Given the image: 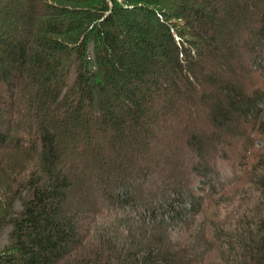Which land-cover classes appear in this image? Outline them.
Instances as JSON below:
<instances>
[{
	"label": "trees",
	"instance_id": "trees-1",
	"mask_svg": "<svg viewBox=\"0 0 264 264\" xmlns=\"http://www.w3.org/2000/svg\"><path fill=\"white\" fill-rule=\"evenodd\" d=\"M252 131L264 0H0V264H264V205L220 211L264 198Z\"/></svg>",
	"mask_w": 264,
	"mask_h": 264
},
{
	"label": "rangeland",
	"instance_id": "rangeland-1",
	"mask_svg": "<svg viewBox=\"0 0 264 264\" xmlns=\"http://www.w3.org/2000/svg\"><path fill=\"white\" fill-rule=\"evenodd\" d=\"M241 54L242 55H248V50L246 47L242 48L241 50ZM72 82V79L70 81V83ZM195 112H197V114L199 113V110H194ZM193 111V112H194ZM202 116L200 118L199 122H194L193 123V127L195 130H200L204 128V121H202ZM91 126L93 124L89 123ZM89 125V127H90ZM241 126L244 127L245 129L246 124L245 123H241ZM250 133V137L253 139V153H252V158L254 157L255 154L259 155L262 154L261 152L264 151V139L263 138H256V133L254 131L249 132ZM95 134L90 131V134H87L86 137L89 138V136L93 137ZM83 138V137H82ZM79 137V142L77 143V145L81 144V142H83L84 145H86L87 141H81V139ZM178 138V137H177ZM176 138V140H178ZM175 140V139H174ZM175 140V141H176ZM175 141H172L175 142ZM227 145H224L222 147H219L216 149V152L218 153L219 151H224L227 153L228 155V159L231 162L235 161L236 155L239 154L243 147H244V142H228V139L225 140ZM73 144H71L72 146ZM80 147V145H79ZM76 149H79L78 146ZM128 149V148H127ZM78 152V150L76 151V153ZM95 152V151H94ZM99 152V151H98ZM100 153L94 160H101V159H106V154L105 151L102 149L100 150ZM87 155V153L85 154ZM150 155H152V161L153 160H158L159 157H162L160 153L153 152L150 153ZM129 156V155H128ZM93 156H83V158H76V157H72L73 160H71L72 165H78V163H80L79 161H85L87 162H91L93 159ZM186 162V161H185ZM84 164V162H82ZM188 163V161H187ZM218 167L219 171H229V167L227 165H216ZM230 166V165H229ZM231 168L234 170L235 168V164L232 163ZM262 173H264V170L262 171ZM227 174V173H226ZM240 184L238 187L235 188V192L231 193L230 195H228V197L231 200V204H229L228 202L225 204L223 201L221 202L224 206H221L223 208L220 209V211L222 212V215L224 218H222L225 222H226V226H228V228H233L236 221L238 219H241L243 216L245 215H251L253 213H255V211L257 209H259L262 205H264V198L257 194L254 189L252 188V185H250L249 183H247L244 179H240ZM92 187V186H91ZM147 188L151 187V184H147L146 185ZM196 186H194L195 188ZM88 192V189H87ZM90 194V192H89ZM76 195H82L81 193H76ZM220 206V207H221ZM21 202L18 201L15 204V212L18 213L21 211ZM252 211V213L250 214V212ZM9 231L10 228H5L0 232V250L3 249L7 244H8V236H9Z\"/></svg>",
	"mask_w": 264,
	"mask_h": 264
}]
</instances>
